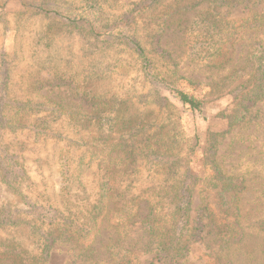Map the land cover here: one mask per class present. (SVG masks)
<instances>
[{"label":"rangeland","instance_id":"rangeland-1","mask_svg":"<svg viewBox=\"0 0 264 264\" xmlns=\"http://www.w3.org/2000/svg\"><path fill=\"white\" fill-rule=\"evenodd\" d=\"M19 1L25 8L11 0L0 11V249L40 258L56 213L76 215L90 231L100 194L128 199L173 179L195 185L193 217L208 224L203 208L208 202L218 213L225 196L202 162L214 154L247 180L238 196L245 235L225 248L209 226L177 264H221L226 255L232 264H264V99L244 123L229 125L254 85L249 58L258 46L264 54V0H103L92 29L28 5L49 3L75 19L92 0ZM128 37L144 48L149 71ZM229 43L233 58L217 68L213 59ZM238 70L241 78L231 80ZM157 77L199 100L202 112L183 107ZM142 206L123 244L138 249V264H163L140 250L148 242ZM118 234L102 229L92 263L81 247L58 243L37 264H113Z\"/></svg>","mask_w":264,"mask_h":264},{"label":"trees","instance_id":"trees-1","mask_svg":"<svg viewBox=\"0 0 264 264\" xmlns=\"http://www.w3.org/2000/svg\"><path fill=\"white\" fill-rule=\"evenodd\" d=\"M103 0H92V4L89 6L87 15H78L75 19L70 16H66L63 12L57 9H48L44 7L49 3H33L30 1L28 5L39 11L40 13L52 14L55 17L65 19L69 24L75 26L86 23L89 29H92V18L97 21L99 15L102 14V7L100 3ZM224 1V0H220ZM3 0H0V11L5 12L9 9V3L11 0H6L4 4ZM211 3L218 6L219 0H195L194 5L201 3ZM20 7L21 5L18 0ZM17 3V4H18ZM18 4V5H19ZM126 43L130 44L131 49L138 55L142 62V68L145 71L150 69V60L148 59L144 48L133 39L125 38ZM232 41V40H230ZM233 44L229 43L228 46L222 48L213 59V63L217 68L225 67L232 60L234 55ZM251 71L252 78L254 80L253 88L241 99L236 111L233 115L229 116V125L234 127L244 123L249 116L251 106L256 105L264 99V54L261 48L258 46L254 49L248 62V71ZM243 71H236L231 80L237 81L241 78ZM157 82L167 88L170 94L185 108L193 112H202L201 102L190 94L172 87L165 80L155 79ZM0 97V103L1 101ZM204 150V148H203ZM202 162L209 167L212 172L210 178V184L213 189L218 190V194H225L221 207H217L218 213L214 209L207 206L203 208L207 212L208 217L206 221L208 224H203L202 221L193 217V195L195 193L194 186L178 179H173L174 185L165 188H148L141 191L138 195L125 199V196L116 193L111 190L108 193L100 194L101 200L96 202L99 205L91 208L92 227L90 231L85 232V226H78L76 215H69V217L63 218L56 213L53 217L54 224H51L50 232L46 234V240L44 252L40 258H25V252L16 249H0V263L5 261H11L14 264H37L38 262L47 263L50 257V249L58 243H67L78 248L79 252L83 255L82 259H86V262L92 263L95 257V244L100 237L102 229H115L122 238L112 243L110 246V257L113 264H138L137 251L134 247H126L123 242L128 239L130 227L136 224L137 219L143 209V203L146 204L148 214L144 221V228L148 237V242L144 249H140L141 252H152L155 254L157 260L163 264H177L185 260L190 251V245L192 241H195L202 230L210 228L214 236L221 242L225 248H229L233 243H241L244 237V228L242 221L240 220L241 214L238 207V196L247 190V180L244 176H236L235 173H228L226 169L220 164L214 154H207L206 157L203 154ZM172 169V168H170ZM171 171V170H170ZM169 175V180H171ZM175 177V176H173ZM189 178H193L192 175ZM199 180L198 178H195ZM177 183H179L177 185ZM124 196V198L122 197ZM105 199V201H104ZM204 203H206L204 201ZM203 203V204H204ZM62 217V218H61ZM204 221V219L201 217ZM4 220V219H3ZM117 220V221H116ZM92 232H94L92 236ZM46 252V256L44 253ZM88 255L90 257H88ZM223 258L221 264H232V260L229 255Z\"/></svg>","mask_w":264,"mask_h":264}]
</instances>
